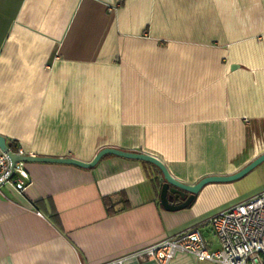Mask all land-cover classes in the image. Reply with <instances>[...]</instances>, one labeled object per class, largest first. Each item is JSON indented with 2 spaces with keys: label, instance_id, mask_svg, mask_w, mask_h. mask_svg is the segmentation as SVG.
Instances as JSON below:
<instances>
[{
  "label": "crops",
  "instance_id": "0c3cea01",
  "mask_svg": "<svg viewBox=\"0 0 264 264\" xmlns=\"http://www.w3.org/2000/svg\"><path fill=\"white\" fill-rule=\"evenodd\" d=\"M0 134L83 161L149 153L186 184L235 172L264 152V0H0ZM24 163V190L0 185V264H97L186 228L217 249L206 218L245 181L170 211L149 162Z\"/></svg>",
  "mask_w": 264,
  "mask_h": 264
},
{
  "label": "built area",
  "instance_id": "2783aa9c",
  "mask_svg": "<svg viewBox=\"0 0 264 264\" xmlns=\"http://www.w3.org/2000/svg\"><path fill=\"white\" fill-rule=\"evenodd\" d=\"M15 147V150H9L24 153L20 147ZM24 164L23 161H16L13 174L6 181L12 182L20 191L30 181ZM8 169L9 158L0 149V183L7 177ZM38 214L41 215L40 212ZM206 219L217 238V249L210 250L197 229L186 228L141 246L127 255L97 264H127L129 257L140 260L153 258L158 264H172L174 256L180 252L189 253L197 260H211L219 264H264V188L216 210ZM77 264L94 263L79 261Z\"/></svg>",
  "mask_w": 264,
  "mask_h": 264
},
{
  "label": "water",
  "instance_id": "95a60500",
  "mask_svg": "<svg viewBox=\"0 0 264 264\" xmlns=\"http://www.w3.org/2000/svg\"><path fill=\"white\" fill-rule=\"evenodd\" d=\"M236 64L230 66L231 69L236 68ZM0 149L5 151L9 158V169L7 177L0 183L2 185L8 179L11 178L13 174V167L16 161L23 162H48V163H64L71 164L82 168H92L97 162L106 154L117 155L120 157L146 161L154 164L162 174V183L159 191V204L165 209L170 211L180 210L192 203L196 194L200 189L207 183L211 182H231L240 179L246 175L250 170H252L257 164L264 160V152L250 160L240 169L236 170L230 174L224 175H207L200 178L194 184H186L177 178H175L166 165L156 156L140 152V151H130L113 146H104L100 148L93 158L89 161H83L76 159L72 156H47L38 155L31 153L19 154L17 152L9 150L6 139L0 134Z\"/></svg>",
  "mask_w": 264,
  "mask_h": 264
},
{
  "label": "rangeland",
  "instance_id": "374dc122",
  "mask_svg": "<svg viewBox=\"0 0 264 264\" xmlns=\"http://www.w3.org/2000/svg\"><path fill=\"white\" fill-rule=\"evenodd\" d=\"M241 179H244L245 181L244 183H241L237 198H235L233 203L244 199L259 189L264 188V160L257 164L246 175L240 178V180Z\"/></svg>",
  "mask_w": 264,
  "mask_h": 264
},
{
  "label": "trees",
  "instance_id": "16d2710c",
  "mask_svg": "<svg viewBox=\"0 0 264 264\" xmlns=\"http://www.w3.org/2000/svg\"><path fill=\"white\" fill-rule=\"evenodd\" d=\"M6 143H7V146H8V148H10V149H12V150H15L16 149V145L12 142V141H10V140H7L6 141ZM107 155H111V154H106V155H104V156H107ZM103 156V157H104ZM141 162H145V163H148V162H146V161H141ZM124 202H126V199H124ZM106 204V206H107V203H105ZM107 212H108V214H111V213H113V211L107 206Z\"/></svg>",
  "mask_w": 264,
  "mask_h": 264
}]
</instances>
